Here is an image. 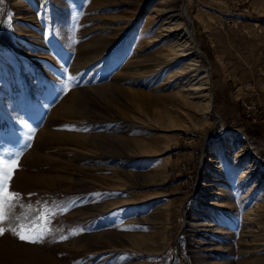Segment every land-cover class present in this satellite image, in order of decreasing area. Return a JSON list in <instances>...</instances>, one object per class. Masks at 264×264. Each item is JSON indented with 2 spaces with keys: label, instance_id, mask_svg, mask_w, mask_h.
<instances>
[{
  "label": "rangeland",
  "instance_id": "374dc122",
  "mask_svg": "<svg viewBox=\"0 0 264 264\" xmlns=\"http://www.w3.org/2000/svg\"><path fill=\"white\" fill-rule=\"evenodd\" d=\"M160 1L0 0V155L32 138L0 196V264H264V0H184L155 41ZM188 30L198 79L184 59L159 73ZM185 82L211 111L151 121L140 98Z\"/></svg>",
  "mask_w": 264,
  "mask_h": 264
},
{
  "label": "bare ground",
  "instance_id": "6f19581e",
  "mask_svg": "<svg viewBox=\"0 0 264 264\" xmlns=\"http://www.w3.org/2000/svg\"><path fill=\"white\" fill-rule=\"evenodd\" d=\"M159 4L160 5H158V7H156V9L154 11L155 14L153 17H154V20H156L158 22L162 21V29H161V32L158 35V37L155 38V41H160V40L165 39L167 37L170 38L171 36H173L179 30V28H177L178 27L177 25L172 24V21L179 14L183 15L186 12L185 6H184V0H168L165 2H164V0H162V1H160ZM185 35L188 36L187 42H185V41L182 42L181 39H180V41H175L176 39L175 40L169 39V41L165 42V44L163 45L164 52L160 53V55H161L160 58L155 59L156 62H159L157 65L159 67L162 66L160 68L158 67L159 69H161L158 71L159 73H161V71L163 69H165V67L170 66V65L172 66L176 62L184 59L185 61L186 60L187 61L184 63V65L181 67V69L177 70L178 77H183L185 79L188 78L190 80V78H193V76H194L195 77L194 79H198L197 78L198 74H200V72L203 71L202 66L197 64L195 62V60L191 61L189 59L194 53L198 52V47L190 39L193 37L192 31L188 30L185 33ZM189 41H191V42L189 43ZM141 62L140 61L132 62L133 64L130 65V68H137L140 65H143V64H141ZM147 66H150L151 68L153 67V65L151 66L149 64ZM203 77H206L208 85L212 84L210 71H207L206 75H204ZM119 78H120V76H119ZM193 82L192 83L189 82V84L187 82H185V83H187L186 86H188V89H180L182 91L186 90L187 91L186 94L185 93L182 94L181 93L182 91L179 92L178 94L180 96H178V97H180V98H177V96L173 94V95H171L170 99L162 100V103L158 108L157 107H151V106L148 107L149 103L147 101V98H145V95H143V97L140 99H141L142 103H145L144 105L149 110V114H150L149 116L151 118L150 120L153 121L154 123H157V124L162 122L164 119L166 120L167 116L172 115L171 114L172 110L170 109V107H168V104L170 105V104H174V103L178 104L180 107L182 105H184L183 108H186L185 111H186V114L188 115L191 113V111H194L198 108L197 103L194 101V98H198V97H206L205 100L207 102L205 104L208 107V109L211 111V108L213 106L212 105V98H213L212 95L213 94L211 93V90L209 91L208 94H204V91H205V89H207V87H204L201 84L199 86H195L193 84ZM208 87H210V86H208ZM114 90L118 91L120 93L121 92L124 93L125 88H124V86H122L120 84V82H117V84H115V86H114ZM141 92H142V90H141ZM196 95H198V96H196ZM133 97H135V96H133ZM137 97H138V95L136 96V98ZM172 102H174V103H172ZM90 122H91V120H89V123ZM160 168H161V166H159L158 170H156V172H158V174L162 173V171H163L162 169H161L162 171L159 170ZM242 175H244V174H242Z\"/></svg>",
  "mask_w": 264,
  "mask_h": 264
},
{
  "label": "snow or ice",
  "instance_id": "6c2138e0",
  "mask_svg": "<svg viewBox=\"0 0 264 264\" xmlns=\"http://www.w3.org/2000/svg\"><path fill=\"white\" fill-rule=\"evenodd\" d=\"M33 129L32 131H34ZM31 136L29 137V143L26 145L25 149L29 148L31 146ZM23 150V151H24ZM22 152H18L15 154L14 157L6 159L3 155H0V196H10L15 197L19 195L16 192L8 193L7 189V182L12 177L13 170L17 167V163L19 160V157L23 155ZM29 195H32L31 193ZM5 219V215L3 212V209L0 208V221H3ZM43 219V217H41ZM21 228H23V225H21ZM6 229L0 227V235H3L5 233ZM14 234L18 235L21 240H26L30 243H39L42 242L43 239V232L39 233L35 237H28L25 236L19 232H16L15 229H12Z\"/></svg>",
  "mask_w": 264,
  "mask_h": 264
},
{
  "label": "crops",
  "instance_id": "0c3cea01",
  "mask_svg": "<svg viewBox=\"0 0 264 264\" xmlns=\"http://www.w3.org/2000/svg\"><path fill=\"white\" fill-rule=\"evenodd\" d=\"M223 98H226L225 96H222ZM221 108L224 109V107L221 105Z\"/></svg>",
  "mask_w": 264,
  "mask_h": 264
}]
</instances>
